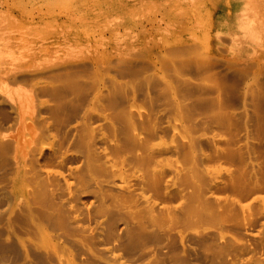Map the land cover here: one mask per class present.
Wrapping results in <instances>:
<instances>
[{"label": "rangeland", "instance_id": "rangeland-1", "mask_svg": "<svg viewBox=\"0 0 264 264\" xmlns=\"http://www.w3.org/2000/svg\"><path fill=\"white\" fill-rule=\"evenodd\" d=\"M69 263L264 264V0H0V264Z\"/></svg>", "mask_w": 264, "mask_h": 264}, {"label": "bare ground", "instance_id": "bare-ground-1", "mask_svg": "<svg viewBox=\"0 0 264 264\" xmlns=\"http://www.w3.org/2000/svg\"><path fill=\"white\" fill-rule=\"evenodd\" d=\"M47 48H48V46H47ZM19 72H20V71H17V72H16V74H15L16 77H18ZM105 250H107V251H111L112 249H111L110 247H106ZM115 256H116V257H119L120 254H119V253H116ZM69 264H70V263H69Z\"/></svg>", "mask_w": 264, "mask_h": 264}]
</instances>
